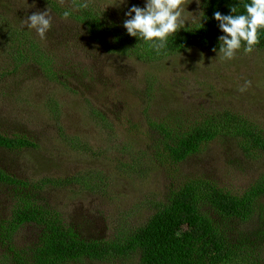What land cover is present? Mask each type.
<instances>
[{
	"label": "rangeland",
	"instance_id": "1",
	"mask_svg": "<svg viewBox=\"0 0 264 264\" xmlns=\"http://www.w3.org/2000/svg\"><path fill=\"white\" fill-rule=\"evenodd\" d=\"M55 1L62 8L73 6L72 0ZM93 3L122 21L129 18L126 13L132 5L143 7L145 0ZM0 7L9 21L22 25L27 15L49 8L52 28L47 38L33 30V39L49 50L55 67L49 76L29 62L16 75L0 79L2 129L37 143L23 151L0 149V165L31 185L50 176L85 177L97 185L100 190L76 183L35 190L62 211L82 237L104 239L143 223L152 213L150 199H164L171 186L188 178L209 180L239 194L264 173V151L246 154L231 136L208 142L177 164L165 154L156 157L160 135L149 123L172 117V125L181 128L229 109L264 129V48L251 54L241 50L231 61L202 47L145 62L109 51L75 18H64L63 11L53 9L49 0H0ZM187 9L197 16L202 11L198 0H189ZM7 35L0 25V68L11 62L4 52ZM11 193L13 197L0 184V221L12 204ZM259 203L261 208L250 221L226 222L232 241L245 248V264H264V197ZM38 232L26 225L17 235L30 242ZM76 264L138 263L128 258L123 263Z\"/></svg>",
	"mask_w": 264,
	"mask_h": 264
},
{
	"label": "trees",
	"instance_id": "2",
	"mask_svg": "<svg viewBox=\"0 0 264 264\" xmlns=\"http://www.w3.org/2000/svg\"><path fill=\"white\" fill-rule=\"evenodd\" d=\"M244 0H200L205 17L192 26L169 37L167 54L157 55L150 46L132 37L124 28V21L107 16L91 0L86 10H74L72 15L103 47L118 55H129L145 62L161 61L166 56L191 48L218 49L222 31L215 19L217 11L228 15L231 6ZM250 2V0H248ZM50 6L64 11L55 0ZM0 7V25L8 33L4 52L11 61L0 68V79L16 75L25 63L38 65L46 75L55 74L54 60L42 42L33 39V30L18 22H11ZM7 26V27H5ZM256 49L264 48V33ZM203 116L194 124L178 127L175 118L150 119V127L157 135L156 157L174 164L198 153L208 142L218 137L231 136L239 141L243 151L251 154L264 151V129L229 109ZM62 133L63 130H62ZM64 136V135H63ZM31 137L19 132H6L0 125V149L23 151L36 148ZM81 184L87 189L100 190L91 180L73 176L69 179L45 177L31 185L25 179L10 173L0 165V184L14 193L12 204L0 221V264H76L101 261L121 262L135 259L138 264H245V248L234 243L226 222L250 221L261 208L264 197V173L243 193H232L209 180L188 178L168 189L162 200H151L152 213L135 226L114 232L104 239L84 238L62 211L56 210L41 198L38 191L52 185ZM209 208H207V206ZM26 225L38 228V236L23 242L18 233Z\"/></svg>",
	"mask_w": 264,
	"mask_h": 264
},
{
	"label": "clouds",
	"instance_id": "3",
	"mask_svg": "<svg viewBox=\"0 0 264 264\" xmlns=\"http://www.w3.org/2000/svg\"><path fill=\"white\" fill-rule=\"evenodd\" d=\"M72 3V8L63 11L64 18L72 16L74 10H86L91 6V0H72ZM188 4L189 0H145L143 7L132 5L129 8L126 13L129 18L124 21L123 26L129 35L139 38L157 55L167 54L169 37L185 29L189 23L192 26L196 19L203 25L205 13L201 11L199 16L195 15L188 11ZM243 9L241 12L240 4L233 5V14L225 15L219 11L214 14L224 35L219 38V48L213 50L223 61L233 60L241 50L245 54H251L264 33V0H244ZM23 23L29 30H35L41 39H46L52 28V15L48 8L27 15ZM250 83L246 82L240 90L245 91Z\"/></svg>",
	"mask_w": 264,
	"mask_h": 264
}]
</instances>
